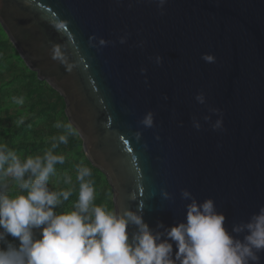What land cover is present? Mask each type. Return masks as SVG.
<instances>
[{
    "label": "water",
    "instance_id": "95a60500",
    "mask_svg": "<svg viewBox=\"0 0 264 264\" xmlns=\"http://www.w3.org/2000/svg\"><path fill=\"white\" fill-rule=\"evenodd\" d=\"M0 24L64 98L114 209L142 205L144 221L163 232L159 223L185 221L188 189L198 202L212 198L231 231L264 206V0H166L163 9L158 0H0ZM210 108L222 112V130L211 128L219 116ZM148 111L151 128L139 123Z\"/></svg>",
    "mask_w": 264,
    "mask_h": 264
},
{
    "label": "clouds",
    "instance_id": "9594fccd",
    "mask_svg": "<svg viewBox=\"0 0 264 264\" xmlns=\"http://www.w3.org/2000/svg\"><path fill=\"white\" fill-rule=\"evenodd\" d=\"M165 3L166 0H158L161 9ZM125 42V37L120 39L121 44ZM99 43L104 46L106 42L100 39ZM53 58L71 70L72 65L59 47L53 48ZM201 58L207 63L215 62L211 54ZM155 63L162 64V57L156 56ZM145 71L141 68V73ZM195 99L206 103L203 92ZM13 102L22 105L24 99L13 97ZM209 111L219 116L211 128L222 130V112L216 108ZM204 120L210 121L211 117L205 116ZM139 123L145 128L153 127L154 113L148 111ZM192 123L200 130L199 120L193 117ZM55 127L66 129L67 134L54 137L58 142H53L42 156L21 160L6 145H0V245H6L0 247V264H260L258 254L264 251V206L247 222L233 224L229 231L225 215L217 210L212 198L198 202L188 189H182L181 197L190 201L185 221L167 228L159 223L157 229L162 228L161 232L144 221L142 205L133 211L110 210L107 205L95 204L92 170L81 164L76 167L78 199L71 210L57 211L72 196V189L49 188L55 166L65 161L64 155L54 151L60 144L68 143L73 129L71 124L59 121ZM140 137L137 132L136 139ZM7 177L20 190L16 195L8 194V184L4 182ZM64 183L71 185L72 177L65 175ZM162 196L171 198L167 191H162ZM129 226L136 228L131 240ZM34 229L39 230L38 236ZM8 234L17 238L19 245L9 242ZM241 234L243 239L239 238ZM169 241L175 242V254Z\"/></svg>",
    "mask_w": 264,
    "mask_h": 264
},
{
    "label": "rangeland",
    "instance_id": "374dc122",
    "mask_svg": "<svg viewBox=\"0 0 264 264\" xmlns=\"http://www.w3.org/2000/svg\"><path fill=\"white\" fill-rule=\"evenodd\" d=\"M0 43L5 47L0 48V131L4 127H14L20 123L24 118L32 115L36 107L41 103L42 99H47L49 96H54L49 92L52 88L47 82L40 81L35 72L31 71L21 59L18 52L10 42L7 34L4 32L0 24ZM11 44L13 49L7 48ZM13 97H23L24 103L22 105L13 102ZM65 110V113L64 111ZM63 113L66 114V107L63 108ZM67 120L68 117H66ZM46 115L38 118L35 125H46ZM72 137L78 141L74 148H70L64 155L65 161L63 164L56 166V173L50 177L49 188L52 190L72 189V196L68 201L64 202L61 210H71L72 204L78 199L79 184L76 181V167L78 165H85L92 170L91 179L94 181L95 200L97 205H107L110 210L114 209L113 191L111 186L108 187L105 180L106 176L95 168L85 155L83 148V140L79 136L77 130L72 134ZM54 154L60 155L56 149ZM18 156L23 160L28 157L24 150L19 151ZM72 177V184L64 183V176ZM10 177L4 178V182L10 180ZM8 187L10 182H6ZM2 231V229H0ZM34 232L39 235V230L34 229ZM7 235L6 239L8 238ZM12 239L17 240L11 236ZM11 242V240H8ZM6 247V245H3Z\"/></svg>",
    "mask_w": 264,
    "mask_h": 264
},
{
    "label": "trees",
    "instance_id": "16d2710c",
    "mask_svg": "<svg viewBox=\"0 0 264 264\" xmlns=\"http://www.w3.org/2000/svg\"><path fill=\"white\" fill-rule=\"evenodd\" d=\"M2 47L5 46L0 43V48ZM7 48L13 49V46L9 44ZM49 92L54 96L55 101L53 102V97L51 96L47 99H42L32 115L24 118L22 122L14 127H4L0 131V145H6L17 155L19 151L24 150L28 156H42L45 151L51 148L53 142H58L54 141V137L67 134L66 129H58L55 127L58 121L65 125L70 124L69 120L66 118L67 115L64 114L65 110H63V108L66 107L65 100L60 93L53 88H49ZM44 115H46L47 118V127L35 125L36 120ZM72 129L73 133H75L76 129L73 126ZM77 143L78 141L75 140L72 135H69L68 143L60 144L56 150L61 153L60 155H65L68 150L72 147L74 148ZM59 165L60 164H57L56 166ZM6 182L11 183L8 187L9 195H16L20 191L11 179ZM105 183L110 187L108 180H105ZM7 240H11V243L19 245V240L12 239L11 234H9ZM0 247H3V245H0Z\"/></svg>",
    "mask_w": 264,
    "mask_h": 264
}]
</instances>
